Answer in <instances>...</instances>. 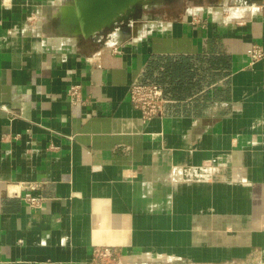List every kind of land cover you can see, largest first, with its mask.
Segmentation results:
<instances>
[{
  "label": "crops",
  "instance_id": "crops-1",
  "mask_svg": "<svg viewBox=\"0 0 264 264\" xmlns=\"http://www.w3.org/2000/svg\"><path fill=\"white\" fill-rule=\"evenodd\" d=\"M179 1L86 39L0 0V264H264V0Z\"/></svg>",
  "mask_w": 264,
  "mask_h": 264
},
{
  "label": "water",
  "instance_id": "water-1",
  "mask_svg": "<svg viewBox=\"0 0 264 264\" xmlns=\"http://www.w3.org/2000/svg\"><path fill=\"white\" fill-rule=\"evenodd\" d=\"M157 0H65L54 20L69 35L92 38L141 15Z\"/></svg>",
  "mask_w": 264,
  "mask_h": 264
},
{
  "label": "built area",
  "instance_id": "built-area-1",
  "mask_svg": "<svg viewBox=\"0 0 264 264\" xmlns=\"http://www.w3.org/2000/svg\"><path fill=\"white\" fill-rule=\"evenodd\" d=\"M191 21L205 25L204 21L197 15L192 16ZM114 51L116 49L114 48ZM251 63L260 60L264 57V49L259 44H253L246 50ZM67 96L71 103H83L84 99L81 93V85L78 83L72 84L67 89ZM129 98L131 103L137 108L143 120H148L151 117L160 114L165 103L163 95V88L155 83H139L132 82L129 86ZM28 189L25 193L21 194L18 191H12L13 195L19 196L30 205H37L40 202V197L33 195L29 190L34 188L33 184L23 185ZM116 251L109 247H96L93 250V259L103 263H110L116 258Z\"/></svg>",
  "mask_w": 264,
  "mask_h": 264
},
{
  "label": "rangeland",
  "instance_id": "rangeland-1",
  "mask_svg": "<svg viewBox=\"0 0 264 264\" xmlns=\"http://www.w3.org/2000/svg\"><path fill=\"white\" fill-rule=\"evenodd\" d=\"M172 2V3H174V4H176V2L178 3L179 2V4H182L183 2H181V1H179V0H157L156 2H155V4L156 5H154V7L155 8H153L150 12L152 13V14H154V15H159L160 14V12L161 11H163V6H167L170 2ZM198 2V0H184V3H186V2ZM178 4V5H179ZM151 7V6H150ZM115 260V259H114ZM113 260V261H114ZM112 261V262H113ZM97 262H100V261H97ZM100 263H102L103 264V262H100ZM111 263V262H110ZM109 264V263H108Z\"/></svg>",
  "mask_w": 264,
  "mask_h": 264
},
{
  "label": "clouds",
  "instance_id": "clouds-1",
  "mask_svg": "<svg viewBox=\"0 0 264 264\" xmlns=\"http://www.w3.org/2000/svg\"><path fill=\"white\" fill-rule=\"evenodd\" d=\"M237 17L235 16V14L233 13V14H231L230 16H229V20H231V19H236Z\"/></svg>",
  "mask_w": 264,
  "mask_h": 264
}]
</instances>
